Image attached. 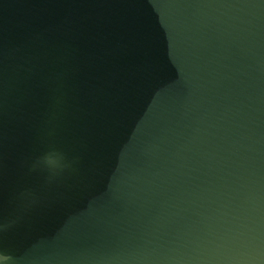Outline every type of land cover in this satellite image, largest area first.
Returning <instances> with one entry per match:
<instances>
[{
  "label": "water",
  "instance_id": "95a60500",
  "mask_svg": "<svg viewBox=\"0 0 264 264\" xmlns=\"http://www.w3.org/2000/svg\"><path fill=\"white\" fill-rule=\"evenodd\" d=\"M0 225L5 264L264 250V0H0Z\"/></svg>",
  "mask_w": 264,
  "mask_h": 264
},
{
  "label": "clouds",
  "instance_id": "9594fccd",
  "mask_svg": "<svg viewBox=\"0 0 264 264\" xmlns=\"http://www.w3.org/2000/svg\"><path fill=\"white\" fill-rule=\"evenodd\" d=\"M42 164L44 168L52 175L60 174L68 165L64 161V157L58 152H49L42 157ZM3 226L0 225V230ZM264 259V250L256 248L253 249L239 258H236L235 264H260V261ZM11 257L0 254V264H5L6 261H10Z\"/></svg>",
  "mask_w": 264,
  "mask_h": 264
}]
</instances>
